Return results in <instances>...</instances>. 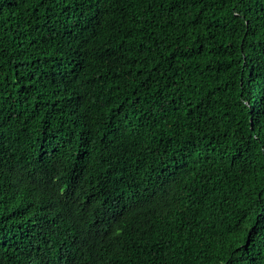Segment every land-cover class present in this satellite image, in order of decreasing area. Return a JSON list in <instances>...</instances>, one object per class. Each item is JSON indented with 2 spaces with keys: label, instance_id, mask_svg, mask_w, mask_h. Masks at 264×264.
Wrapping results in <instances>:
<instances>
[{
  "label": "trees",
  "instance_id": "obj_1",
  "mask_svg": "<svg viewBox=\"0 0 264 264\" xmlns=\"http://www.w3.org/2000/svg\"><path fill=\"white\" fill-rule=\"evenodd\" d=\"M0 264H264V0H0Z\"/></svg>",
  "mask_w": 264,
  "mask_h": 264
}]
</instances>
